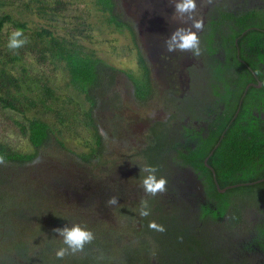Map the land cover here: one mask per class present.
Here are the masks:
<instances>
[{"label":"trees","instance_id":"trees-1","mask_svg":"<svg viewBox=\"0 0 264 264\" xmlns=\"http://www.w3.org/2000/svg\"><path fill=\"white\" fill-rule=\"evenodd\" d=\"M75 1L77 0H16L17 4L14 7L13 0H0V113H6L8 119L12 116L9 112L16 116L22 115L20 120L15 119L16 124L20 133L29 138L35 149L30 153L21 152L0 139V155L6 159V163L0 165V264H190L192 260L197 264L202 259L197 254L199 250L204 251L203 254L207 256L206 260H202L204 264H251L253 261L249 260V255L252 249L255 248L257 255H260L259 248L264 249V180L229 188L223 193L219 191L218 186L224 188L264 178L262 139L257 141L254 149L256 152L252 156L257 158L256 172L252 177L234 179L218 176V180L215 181L210 176L204 181L208 184L209 197L218 207L214 219L224 218L220 223L224 224L226 229L220 235L226 240V245L221 252L213 248L210 238L208 240L211 247L208 250L192 246L191 242H195L202 247V242L206 240L193 236L189 222L190 209H182L185 203H173L172 198L165 199L159 194L149 198L151 214L148 217L139 216L137 211L139 206L123 205L121 210H117L121 215L120 219L127 222L126 227L133 225L141 228L140 238L134 239L138 242H132L135 243L134 247L127 246L126 239L119 231H109L108 225L101 226L92 213L87 212L84 216L78 217L83 219L80 222L82 226L93 231L94 241L85 245L82 253L57 259L56 251L64 247L62 238L53 230L47 238L42 236V233L47 226L55 229L72 224L69 216L64 211H61L63 215L55 208L45 209L41 206L43 202L38 182L32 180L27 172L19 173L26 175L24 178H27L31 186L26 187L28 189L26 192L19 187L10 186V180L14 178L12 174L18 167L34 162L40 156L42 147L53 137L64 146L56 133V131L61 133V130L56 129L46 115L38 116L41 114L40 108L44 110V114L53 113L62 127L69 128L80 124L91 127L96 147L93 146L87 153L79 154L83 160H93L104 147V138L95 117V109L104 104L102 100L116 83L118 69L99 57L94 49H87L79 41L82 34L88 36L93 28L89 22L87 23L85 14L71 16V5ZM94 6L102 13L107 24L114 25L121 32L126 27L132 31V25L123 21L117 12V0H94ZM30 14L37 16L40 22L38 26L29 25L26 17ZM7 27L14 28V31L23 29L21 38H27L28 42L19 49H9L8 42L12 32H6ZM30 56H34L41 64L64 66L69 74L66 86L73 88L77 94L84 95L89 102V107L83 114L70 107L76 103L72 95L64 97L52 86L47 75L30 71L27 66ZM139 58L145 77L130 72L128 75L135 84L137 96L147 97L150 93V77L143 59L141 56ZM31 112L34 114L30 116ZM153 134L156 136V149H146V157L149 159V165L155 166L156 152L159 156H166L171 148L170 143L164 139L162 130L155 128ZM227 144L223 139L219 146L212 144L197 151L194 156H188L184 152H180V156L184 163H192L207 172L210 169L204 164V159L213 152L209 156V163L219 172L215 159L244 157L240 152L241 147L237 145L225 154L223 150L229 147ZM66 195L72 198L68 191ZM39 208L51 211L46 223L38 221L34 225L28 224V227L22 224L19 225L20 230L16 231L9 228V221L33 222L29 213ZM252 208L256 210L257 217L255 215L253 217L250 212ZM211 211L212 208L207 206L200 218L206 219ZM150 221L162 225L166 231L150 229L148 226ZM237 229H241V233H238ZM230 230L234 231L231 233ZM235 236L253 237L250 241L246 239L242 242L240 255L228 250V243Z\"/></svg>","mask_w":264,"mask_h":264},{"label":"flooded vegetation","instance_id":"flooded-vegetation-1","mask_svg":"<svg viewBox=\"0 0 264 264\" xmlns=\"http://www.w3.org/2000/svg\"><path fill=\"white\" fill-rule=\"evenodd\" d=\"M166 1L151 0L147 3L141 16L144 19L142 24L150 32L142 26L138 35L136 26L126 20L132 25V31L126 28L137 47L139 63L141 56L150 77V93L147 97L137 98L146 104L152 95L156 97L158 94L152 77L154 67L171 75L169 86L172 91L160 92L158 97L161 99L163 116L149 120L146 125L147 137L137 154L141 158V166L149 164L146 149H156L153 132L155 128L162 130L171 149L166 156H159L156 152L154 164L159 168L157 176H164L168 180L165 194L170 195L173 203H185L182 209H190L191 213L188 214L193 236L206 240L202 242V247L195 242H191V245L208 250L211 247L210 238L213 248L221 252L226 245V240L220 235L226 229L220 223L224 218L214 219L218 207L209 197L208 184L204 181L210 176L215 181L218 176L246 179L256 172L257 158L252 156L256 152L257 141L264 140V0H212L203 7H199L198 0V11L204 18V28L198 33L201 47L199 57L182 52L168 53L163 48L164 38L170 36L178 26L169 19L172 14H166V9L169 12L174 9L170 5L165 7ZM152 2L159 6L153 15H148ZM145 46L153 61L149 60ZM141 69L140 76L145 77L144 68ZM126 75L129 76L128 73ZM223 139L229 146L223 150L225 154L237 145L241 147L240 152L244 157L215 159L219 172L209 163L211 153L204 159V164L210 169L207 172L192 163H184L180 156V152L194 156L197 151L212 144L219 146ZM136 168L135 172H130L131 180L138 179L136 184H139L140 166ZM218 189L220 191L219 186ZM143 195L142 192L141 197ZM110 196H113L112 193ZM207 206L212 211L206 219H201L200 215ZM114 207L117 210L122 208ZM250 212L257 217L254 208ZM236 231L241 233V229ZM246 239L250 241L253 237H233L228 243L229 252L240 255L242 242ZM254 250L249 255V260L253 261L251 264H264V249H258L260 255ZM203 252L197 251L202 258L197 264H204L202 260L207 259ZM190 264H194L193 260Z\"/></svg>","mask_w":264,"mask_h":264},{"label":"rangeland","instance_id":"rangeland-1","mask_svg":"<svg viewBox=\"0 0 264 264\" xmlns=\"http://www.w3.org/2000/svg\"><path fill=\"white\" fill-rule=\"evenodd\" d=\"M149 2L151 0H117V12L123 21H130L136 26L138 35L140 33L139 28L142 26L150 32L142 24L144 19L141 16ZM16 4V0H13L12 5L16 7ZM151 4H153L152 9L147 8L149 9L148 15H153L159 6L155 2ZM165 5L168 7L170 0H167ZM172 13L166 9V14ZM70 14L71 16L86 15L87 23L89 22L93 29L88 36L82 34L79 41L87 49H94L99 57L118 69L116 83L103 98L102 103L104 104L95 109V117L100 132L103 129L106 133V137L103 135L104 147L93 160H83L79 154L87 153L93 146L96 147L91 127L83 124L69 128L62 127L53 113L44 114V110L40 108L41 114L38 116L45 117L46 115L50 123L56 129L61 130V133L58 131L56 133L64 146L57 142V138L53 137L42 147L40 156L34 162L18 167L16 172L12 174L14 178H11L10 186L19 187L24 192L28 190L26 187L31 188L27 178H24L26 175L19 174L27 172L32 180L38 182L43 208H55L59 213L64 211L69 216L71 223L79 224L83 219H79L78 216L82 217V215L90 212L100 222L101 226L107 227L108 225L111 232L119 231L126 239L127 246L134 247L135 243L132 242H136L134 239L140 238L141 228L133 225L126 227L127 222L120 219L121 215L117 209L114 206L108 207L106 201L112 193V195L119 197V204L117 205L119 207L139 205L142 191L139 184H136L138 179L131 180L130 172H135L136 167L140 165L141 158L137 153L147 137L146 125L150 119L163 116L161 99L158 97L160 92L169 93L172 91L169 86L171 75L162 69L159 70L158 67L153 68L152 77L158 88V94L156 93V97L152 95V100L150 99L148 103L143 104L137 98L132 78L126 75L130 72L140 76L142 73L137 47L130 31L123 28L121 32L114 25L107 24L102 13L94 6V0L75 1L71 5ZM26 20L31 27L40 24L39 19L34 14L27 16ZM9 31L13 32L14 28L7 27L6 32ZM146 47H144L145 52L149 60L153 61ZM27 66L32 73L39 72L47 75L52 86L64 97L72 95L76 103L70 107L75 108L81 114L89 107V102L84 95H79L73 88L66 86L69 74L63 65L55 67L50 63L41 64L37 62L34 56H30ZM9 114L12 116L8 119L6 113H0V139L21 152H34V146L28 137L20 133L15 121L16 118L20 120L22 115L16 116L13 112H9ZM32 114L34 112L29 115ZM37 160L39 163H36ZM29 183L35 186L33 182L29 181ZM67 191L71 195V199L70 196L66 195ZM162 196L165 199L171 198L168 193H163ZM25 199L27 200V198ZM49 212L51 211L42 208L33 210L29 213L33 222L29 223L27 220L23 223L21 221H9V228L16 231L20 230L19 225L22 226V224L26 227L34 225L38 221H42L44 224L48 219ZM45 228L42 236L47 238L53 233L51 232L53 228L48 226ZM109 231L106 230L107 233Z\"/></svg>","mask_w":264,"mask_h":264},{"label":"clouds","instance_id":"clouds-1","mask_svg":"<svg viewBox=\"0 0 264 264\" xmlns=\"http://www.w3.org/2000/svg\"><path fill=\"white\" fill-rule=\"evenodd\" d=\"M210 3H212V0H199V7ZM170 6L174 8V11L169 19L178 26L171 32L170 36L164 38L163 48L168 53L182 52L191 54L192 57H199L201 55V47L198 33L204 28V18L199 14L198 0H170ZM21 37H23V29L13 31L9 37L8 48L19 49L23 47L28 41L27 38L22 39ZM101 134L106 137L103 129H101ZM5 163V157L0 155V165ZM36 163H39V160ZM139 166V188L144 195L139 201L137 211L139 216L144 218L151 214L149 198L165 193L168 180L164 176H157L158 166L149 164ZM118 200L119 197L113 195L106 201V205L111 208L119 204ZM148 226L150 229L160 232L166 231L162 225H158L155 221H150ZM53 231L59 234L64 245V247L56 251L57 259H63L67 255L82 253L85 245L91 244L95 239L93 231L79 223L57 227Z\"/></svg>","mask_w":264,"mask_h":264},{"label":"water","instance_id":"water-1","mask_svg":"<svg viewBox=\"0 0 264 264\" xmlns=\"http://www.w3.org/2000/svg\"><path fill=\"white\" fill-rule=\"evenodd\" d=\"M212 153H213V152H211V154H212ZM206 164L208 165V158L206 159ZM263 180H264V178H263V179H260V180H257V181H253V182L239 183V184L229 185V186H227V187H225V188H220V191L225 192L228 188H233V187L241 186V185H245V184H254V183H258V182L263 181Z\"/></svg>","mask_w":264,"mask_h":264}]
</instances>
